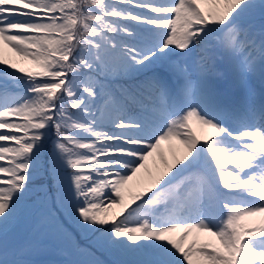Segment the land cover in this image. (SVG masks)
<instances>
[{
	"label": "snow or ice",
	"instance_id": "snow-or-ice-1",
	"mask_svg": "<svg viewBox=\"0 0 264 264\" xmlns=\"http://www.w3.org/2000/svg\"><path fill=\"white\" fill-rule=\"evenodd\" d=\"M257 216L264 0H0V264H264Z\"/></svg>",
	"mask_w": 264,
	"mask_h": 264
},
{
	"label": "bare ground",
	"instance_id": "bare-ground-1",
	"mask_svg": "<svg viewBox=\"0 0 264 264\" xmlns=\"http://www.w3.org/2000/svg\"><path fill=\"white\" fill-rule=\"evenodd\" d=\"M192 128L196 129V134L200 136L202 141L206 139L208 135H210V130L206 129L200 124H197L194 127L192 126ZM168 142L169 143L165 142L161 145L160 151L163 152L164 159L171 163L177 156L182 157L183 146L175 142L174 140ZM165 154L167 155V157H165ZM163 164V160L161 159L159 153H157L152 160L148 161L147 168L142 170L140 177L138 178L140 181H142V183L138 184L136 181L132 183V191L141 190L143 185L147 184L152 176L157 175L160 171L163 170ZM253 220L264 222V216L254 217Z\"/></svg>",
	"mask_w": 264,
	"mask_h": 264
},
{
	"label": "rangeland",
	"instance_id": "rangeland-1",
	"mask_svg": "<svg viewBox=\"0 0 264 264\" xmlns=\"http://www.w3.org/2000/svg\"><path fill=\"white\" fill-rule=\"evenodd\" d=\"M163 2H165V0H163ZM168 3H170L171 2V0H169V1H167ZM4 56H5V58H8V59H10V60H12V61H14V62H17L18 63V65L19 66H23V67H32V65L29 63V62H27V61H21L20 60V57L19 56H17L16 55V53L15 52H13L11 49H9V48H7V47H5V49H4ZM256 85H257V87H259V79L257 78V80H256ZM198 123L197 122H193V124H192V126H196ZM193 129V128H192ZM209 130V129H208ZM193 131L196 133V129H193ZM175 142H177V143H179L178 141H176V140H174ZM166 143H169L168 141H165ZM165 142H163V143H165ZM162 143V144H163ZM154 156H156V154H154ZM154 156L153 157H150L149 158V160H152L153 158H154ZM165 157H167V155L165 154ZM162 167H163V169H164V167H165V165L163 164L162 165ZM113 211L114 212H119V209H113ZM204 239H215V238H213V237H208L206 234L204 235V237H203ZM45 254H49V253H45ZM50 254H53V253H50ZM73 258H75V257H72V256H69V255H65V259H73ZM44 259H57L55 256H48V257H46V258H44Z\"/></svg>",
	"mask_w": 264,
	"mask_h": 264
}]
</instances>
